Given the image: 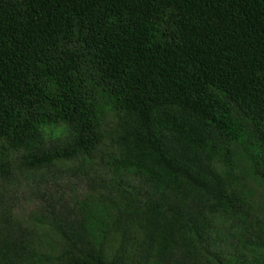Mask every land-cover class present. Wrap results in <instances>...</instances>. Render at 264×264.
I'll return each instance as SVG.
<instances>
[{
  "label": "trees",
  "instance_id": "obj_1",
  "mask_svg": "<svg viewBox=\"0 0 264 264\" xmlns=\"http://www.w3.org/2000/svg\"><path fill=\"white\" fill-rule=\"evenodd\" d=\"M0 264H264V0H0Z\"/></svg>",
  "mask_w": 264,
  "mask_h": 264
},
{
  "label": "rangeland",
  "instance_id": "obj_2",
  "mask_svg": "<svg viewBox=\"0 0 264 264\" xmlns=\"http://www.w3.org/2000/svg\"><path fill=\"white\" fill-rule=\"evenodd\" d=\"M102 170V169H99ZM53 177L48 176L41 183L39 188L35 190L24 187L21 193H18L15 201L16 213L21 218L33 217L34 211L43 206L42 199L52 197L54 202H61L65 205L74 206V210L92 197L90 190V182L86 177H75L70 170L69 165L55 167L50 171ZM58 200V201H57Z\"/></svg>",
  "mask_w": 264,
  "mask_h": 264
}]
</instances>
